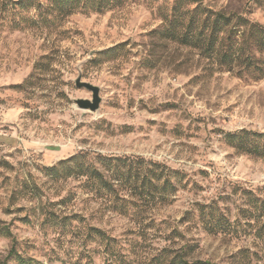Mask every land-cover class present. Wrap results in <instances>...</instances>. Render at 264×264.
Instances as JSON below:
<instances>
[{
	"label": "rangeland",
	"instance_id": "rangeland-1",
	"mask_svg": "<svg viewBox=\"0 0 264 264\" xmlns=\"http://www.w3.org/2000/svg\"><path fill=\"white\" fill-rule=\"evenodd\" d=\"M17 1L0 0V264H264V216L243 193L264 200V159L225 139L264 131V80L147 36L174 0L64 18L48 13L52 0ZM196 2L264 26V0ZM80 73L101 88L97 111L78 107L92 98ZM80 151L143 156L184 178L170 202L134 196L122 214L48 170ZM212 201L229 231L205 229L198 208Z\"/></svg>",
	"mask_w": 264,
	"mask_h": 264
},
{
	"label": "trees",
	"instance_id": "trees-1",
	"mask_svg": "<svg viewBox=\"0 0 264 264\" xmlns=\"http://www.w3.org/2000/svg\"><path fill=\"white\" fill-rule=\"evenodd\" d=\"M123 1L52 0L48 13L55 15V18H64L75 12L102 13L120 6ZM22 2L17 1L18 4ZM157 13L161 17V24L147 36L190 49L216 71L227 72L246 81L264 80L262 24L240 13L208 8L196 0H174L169 12L157 9ZM225 139L238 152L264 159V131L243 128L226 132ZM48 170L57 177L64 175L80 179L86 189L104 198L110 208L122 214H127L130 206L136 204L132 198L134 196L138 197L137 201L143 200L147 205L155 199L170 202L184 178L179 170L143 156L103 155L88 151H80L61 160ZM243 193L252 204L253 215L263 217L264 200L258 198L253 190L244 189ZM198 211L209 233L229 231L231 224L218 210L215 201L200 205ZM246 211L252 215V211ZM175 264L214 263H189L180 256Z\"/></svg>",
	"mask_w": 264,
	"mask_h": 264
},
{
	"label": "water",
	"instance_id": "water-1",
	"mask_svg": "<svg viewBox=\"0 0 264 264\" xmlns=\"http://www.w3.org/2000/svg\"><path fill=\"white\" fill-rule=\"evenodd\" d=\"M75 84L78 88H85L92 93V98H80L77 100L78 107L82 109H90L92 111H97L100 109L102 102V97L100 95V86L93 84L89 81H85L82 78V74L75 79Z\"/></svg>",
	"mask_w": 264,
	"mask_h": 264
}]
</instances>
